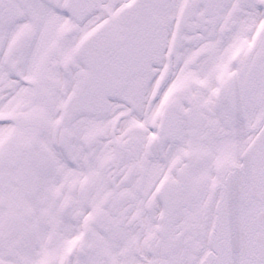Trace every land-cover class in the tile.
Listing matches in <instances>:
<instances>
[{
  "label": "snow or ice",
  "instance_id": "snow-or-ice-1",
  "mask_svg": "<svg viewBox=\"0 0 264 264\" xmlns=\"http://www.w3.org/2000/svg\"><path fill=\"white\" fill-rule=\"evenodd\" d=\"M0 264H264V0H0Z\"/></svg>",
  "mask_w": 264,
  "mask_h": 264
}]
</instances>
